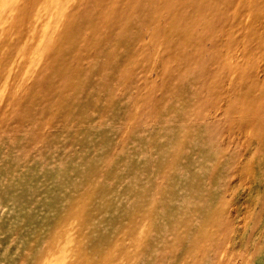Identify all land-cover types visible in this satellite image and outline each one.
I'll return each instance as SVG.
<instances>
[{
  "label": "rangeland",
  "instance_id": "obj_1",
  "mask_svg": "<svg viewBox=\"0 0 264 264\" xmlns=\"http://www.w3.org/2000/svg\"><path fill=\"white\" fill-rule=\"evenodd\" d=\"M0 264H264V0H0Z\"/></svg>",
  "mask_w": 264,
  "mask_h": 264
}]
</instances>
